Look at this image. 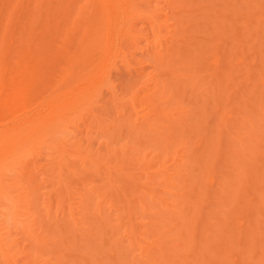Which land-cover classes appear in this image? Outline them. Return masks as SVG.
Instances as JSON below:
<instances>
[{
	"label": "rangeland",
	"instance_id": "rangeland-1",
	"mask_svg": "<svg viewBox=\"0 0 264 264\" xmlns=\"http://www.w3.org/2000/svg\"><path fill=\"white\" fill-rule=\"evenodd\" d=\"M98 2L0 0V124L101 89L0 154V264H264V0Z\"/></svg>",
	"mask_w": 264,
	"mask_h": 264
},
{
	"label": "bare ground",
	"instance_id": "bare-ground-1",
	"mask_svg": "<svg viewBox=\"0 0 264 264\" xmlns=\"http://www.w3.org/2000/svg\"><path fill=\"white\" fill-rule=\"evenodd\" d=\"M98 0H96V2H97ZM99 2H102V3H104L103 4V6H105V7H107L106 5L108 4L107 2H106V0H99ZM99 2H98V4H99ZM107 3V4H106ZM98 4L96 3V5H97V7H99L98 6ZM106 4V5H105ZM84 6V5H83ZM82 6V7H83ZM101 7H102V5H100ZM96 7V8H97ZM96 8H94V14H93V18L95 17L94 15H96V16H98V15H100V16H98L97 17V22H98V19H99V22H100V25H101V23L103 24V21H106L107 22V24H109V26H108V28L111 26V24H110V21H112L111 19H112V17H113V14L112 13H108V10H109V8H108V10H105V11H107L105 14H103L104 16H106V18L105 17H103V15H101L102 13H100L101 12V9H100V11H98V9H96ZM102 8H104V7H102ZM80 9L81 10H79L80 12L78 13V19L80 18V19H82V15L83 14H85V15H87V16H89V14H90V16L87 18V17H85V19H88V21L86 20V25L88 24V22L91 20L92 21V19L90 18V17H92L91 15H92V13L90 12V13H85L86 11V9H85V7H83V8H81L80 7ZM95 9H96V11H95ZM107 9V8H106ZM111 10H109V12H110ZM92 12H93V10H92ZM97 12H98V14H97ZM100 13V14H99ZM104 13V12H103ZM105 18V20H103V18ZM154 18V17H153ZM152 20H154V19H152ZM90 21V22H91ZM89 22V23H90ZM93 23V22H92ZM91 23V24H92ZM90 24V25H91ZM85 25V27L82 25V27H83V29H82V31L83 32H81L80 34V41H78V43L79 44H77V45H79V46H77L78 48L77 49H81L80 50V52H81V58H82V55H83V57L85 56V58L84 59H89V57L88 58H86L87 57V54L88 55H90L89 54V51H93V48H97V45H98V43H99V41H100V39H101V35L102 34H97L98 32H99V29L97 28V26H96V29H97V31H96V33L94 32L95 31V28L93 27V25H91V27H90V25L88 24L87 26ZM89 26V27H88ZM92 27L94 28L93 30H92ZM98 27H99V23H98ZM100 27H102V25L100 26ZM111 28V27H110ZM80 29H81V27H80ZM101 29V28H100ZM79 30V29H78ZM109 30V29H108ZM94 32L93 34L95 35V36H93V38H92V35L90 36V34H91V32ZM97 35V36H96ZM145 35V34H144ZM90 36V37H89ZM79 37V36H78ZM89 38H90V40H89ZM87 40V41H86ZM89 44V45H88ZM76 52L78 53L79 51L78 50H76ZM79 54V53H78ZM80 55H77V56H79V58H80ZM76 58H78V57H76ZM78 58V59H79ZM84 59H83V62H84ZM81 60V59H80ZM79 64V63H78ZM84 65H85V63H84ZM73 66V65H72ZM142 69V68H141ZM87 77H88V75H87ZM91 83V81L89 82V83H87L85 86H82V87H77V88H75L74 90H73V92L75 93V94H78V97L76 98V99H71V98H69L68 99V101H65V102H62V103H60L59 104V102L57 103V105H54V108L53 109H50L49 111H48V109L47 108H45V105L43 104V100H41L42 102H41V104L40 103H38L35 107V115L33 116V115H29L28 113H25V114H23V115H21V116H16L15 117V120L14 121H12V123H11V126H8L7 124H4V123H1L0 124V154L2 153V152H4V150L8 147V145H10V144H14V147L12 148V152H14V151H17L18 149H19V147H21V146H23L24 145V143H25V141L26 140H28L30 137H31V134L32 133H34V131H35V129H37V127L38 126H40V125H42L43 123H45L46 122V120H49V119H54V120H60L63 116H65V115H67V114H69L70 112L71 113H73V114H77L78 113V111H80L81 109H86L85 111H87L88 113L89 112H94L93 111V109H95L94 107H93V105H94V102H95V99L96 98H98L99 97V95H100V90L99 89H96V86L94 85V84H90ZM110 93H113V96H115V91L114 90H111V92ZM96 95H98V97H96ZM110 96H112V94H110ZM112 96V97H113ZM115 99H116V96H115ZM132 99H134V98H130V100H132ZM114 100V99H113ZM131 103H133V101L131 102ZM39 104H40V106H39ZM42 105H43V107H42ZM89 106V107H85V106ZM92 105V106H91ZM132 105V104H131ZM15 108H13V106H8V108L7 109H5V113H9L8 115H13L14 114V110ZM49 112V113H48ZM133 113V112H132ZM136 113V112H135ZM137 113H138V111H137ZM93 114V113H92ZM136 115V114H135ZM140 116V115H139ZM93 118H95V117H93ZM133 119V118H132ZM137 119H139V117H138V115L135 117V120H137ZM81 121V120H80ZM135 122V121H134ZM60 130H57L53 135H54V137H58V136H60V132H59ZM79 131H81V130H79ZM31 133V134H30ZM26 135V136H25ZM62 139H64V138H62ZM87 141H89V140H87ZM62 143H64L63 141H61ZM61 143V144H62ZM88 143H90V142H88ZM101 145V144H100ZM5 146H7V147H5ZM9 149V148H8ZM14 149V150H13ZM10 150H11V148H10ZM9 150V151H10ZM11 151H10V154L12 153ZM60 155H62V154H60ZM61 157V156H60ZM4 159L5 158H1V160H0V163L2 162V161H4ZM60 159V158H59ZM52 169H54V167H56V166H53L52 165ZM58 169H59V167H58ZM1 170L2 169H0V172H1ZM56 170V169H55ZM60 170V169H59ZM2 172H4V171H2ZM0 173V192H2V193H0V198H1V195L3 194V193H6V190L7 189H5V192H3L4 191V187H5V185H7V184H5L4 182V179H1V177H2V175H4L3 173ZM3 178V177H2ZM2 180L4 181V182H2ZM210 182V181H209ZM2 183L3 184H5V185H2ZM210 183H212L213 184V181H211ZM8 186V185H7ZM13 186V185H12ZM9 187V186H8ZM8 187H5V188H8ZM9 190H10V188H9ZM7 194V193H6ZM5 194V195H6ZM9 195V194H8ZM3 196H4V194H3ZM19 202V201H18ZM16 204H17V202H15ZM16 207V206H15ZM16 209V208H15ZM141 253V252H140ZM143 253V252H142ZM143 255V254H142ZM10 258V257H9ZM11 259V258H10ZM237 260V259H236ZM11 261H12V259H11Z\"/></svg>",
	"mask_w": 264,
	"mask_h": 264
}]
</instances>
